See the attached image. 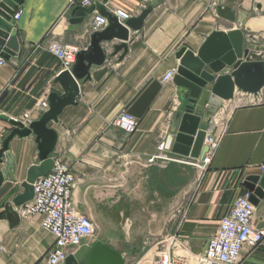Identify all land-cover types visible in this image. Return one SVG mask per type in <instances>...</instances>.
<instances>
[{"label":"crops","instance_id":"0c3cea01","mask_svg":"<svg viewBox=\"0 0 264 264\" xmlns=\"http://www.w3.org/2000/svg\"><path fill=\"white\" fill-rule=\"evenodd\" d=\"M89 1L83 7L82 0H24L18 7L14 28L20 52L0 66V149L12 129L10 120L22 119L27 111L38 120L35 104L51 92L62 94L53 83L59 60L48 48L72 45L79 52L89 46L90 24L98 12L72 23L75 9L101 5L113 16L126 13L128 20L152 0ZM238 29H264V0H164L140 30H130L123 57L122 51L111 56L118 41L103 43L104 64L90 68L89 78L79 82L77 104L65 107L48 125L57 133L49 157L67 164L76 179L77 210L101 231L97 240L124 260L150 251L154 255L170 241L175 254L203 253L234 200L249 192L246 177L263 172L264 87L256 95L236 89L222 103L206 131L219 144L201 178L183 162L192 159L171 148L164 155L178 161L147 162L165 143L179 108L173 79L162 82L166 72L177 68L176 52L182 47L196 52L215 30ZM243 43L248 48L245 38ZM124 111L138 121L132 134L113 125ZM9 152L12 178L0 185V264H39L53 237L42 229L41 216L22 218L15 211L28 170L40 163L35 136L14 137ZM254 207L252 225L264 230V198ZM241 259L264 264V243L252 251L243 248Z\"/></svg>","mask_w":264,"mask_h":264},{"label":"water","instance_id":"95a60500","mask_svg":"<svg viewBox=\"0 0 264 264\" xmlns=\"http://www.w3.org/2000/svg\"><path fill=\"white\" fill-rule=\"evenodd\" d=\"M24 0H0V58L9 60L17 57L20 52L15 21V11ZM164 0H152L137 17L120 22L118 17L110 14L103 6L77 8L71 14L72 23H81L87 14L97 11L98 15L107 20V26L100 32L90 36L86 50L76 54L75 63L69 71L60 72L53 80L62 89V94L51 92L47 96L49 108L38 120L32 121L25 128L15 120H10L12 129L4 139L0 149V185L7 178H12L13 156L9 152V143L14 137L35 136L40 163L28 170L23 187L25 194L18 205L33 198L32 184L40 177L47 175L53 160L49 155L54 151L57 133L48 125L56 123L63 109L77 104L79 82L89 78L92 66H101L105 61L104 44L118 41L112 46L111 56L122 51L121 57L127 52V41L130 30L142 28L147 16ZM251 30L245 29L244 32ZM244 34L241 30L230 32L213 31L195 52L186 47L176 52L178 65L173 78L177 89L179 108L176 110L165 148L182 157L202 160L208 147L205 137L208 125L218 112L224 101L234 97V91L258 94L264 87V62L248 58L249 49L244 48ZM3 159L5 161L3 162ZM244 185L250 192V202L256 206L264 198V170L261 174L248 176ZM121 253L107 244L94 239L89 244L79 247L69 255L63 264H124Z\"/></svg>","mask_w":264,"mask_h":264},{"label":"built area","instance_id":"2783aa9c","mask_svg":"<svg viewBox=\"0 0 264 264\" xmlns=\"http://www.w3.org/2000/svg\"><path fill=\"white\" fill-rule=\"evenodd\" d=\"M81 5L88 7L90 1L82 0ZM20 15L21 11L16 10L12 19L16 22ZM115 15L119 20L128 18V15L121 11H117ZM106 26L107 20L98 15L91 21L90 31L91 33L100 32ZM245 40L249 49L248 58L253 61H263L261 59L264 58V29L246 32ZM48 51L59 60L60 70L58 74L63 71L71 72L78 53L75 46L54 44L48 48ZM256 58L260 60H255ZM3 64H5V60L0 58V66ZM175 73V69L166 72L162 82H170ZM48 108L47 96H45L35 104L33 111L41 116ZM14 120L27 128L32 122L31 112L27 111L23 114L22 119ZM113 125L127 134H132L138 128V121L133 115L124 111L114 118ZM204 142L208 151L202 160L183 161L199 171V178L207 170V166L210 164L213 153L219 144L218 139L207 134ZM164 149L165 143L161 142L157 146V153L151 156L147 162L178 161L165 156ZM52 160L53 166L50 172L32 184V200L15 208L16 213L22 218L31 215L41 216L42 229L53 237L52 245L41 258L39 264H63L67 257L79 247L96 239V225L92 219L79 213L75 206L73 193L77 181L69 166L60 159L54 158ZM262 170H264V166H262ZM249 198L250 192H247L234 200L229 212L220 219L218 228L210 237L203 253L175 254L170 252V247L174 246V242L171 244L170 241L169 245L161 243L162 246L154 254L151 264H243L241 259L243 248L252 251L264 243V230H259L252 225L255 207ZM1 250L2 248H0Z\"/></svg>","mask_w":264,"mask_h":264},{"label":"rangeland","instance_id":"374dc122","mask_svg":"<svg viewBox=\"0 0 264 264\" xmlns=\"http://www.w3.org/2000/svg\"><path fill=\"white\" fill-rule=\"evenodd\" d=\"M244 32V31H243ZM245 32H244V38H245ZM96 239L97 237H101V231L97 229L96 226ZM152 251H150L148 254H143L141 257L136 258H126L125 264H151L154 258V255H152ZM145 255V256H144Z\"/></svg>","mask_w":264,"mask_h":264}]
</instances>
